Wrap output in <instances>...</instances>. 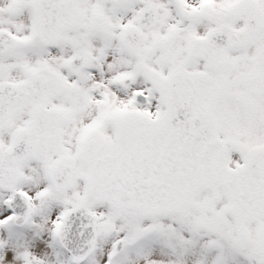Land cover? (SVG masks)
I'll use <instances>...</instances> for the list:
<instances>
[{"label": "snow or ice", "instance_id": "6c2138e0", "mask_svg": "<svg viewBox=\"0 0 264 264\" xmlns=\"http://www.w3.org/2000/svg\"><path fill=\"white\" fill-rule=\"evenodd\" d=\"M0 264H264V0H0Z\"/></svg>", "mask_w": 264, "mask_h": 264}]
</instances>
